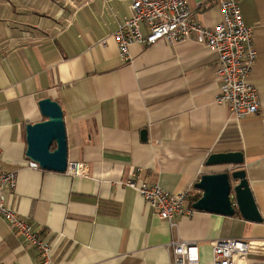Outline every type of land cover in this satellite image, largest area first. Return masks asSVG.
Listing matches in <instances>:
<instances>
[{"label":"crops","instance_id":"crops-1","mask_svg":"<svg viewBox=\"0 0 264 264\" xmlns=\"http://www.w3.org/2000/svg\"><path fill=\"white\" fill-rule=\"evenodd\" d=\"M186 1L203 25L221 21L219 0ZM235 1L258 53L249 79L260 109L242 119L217 101L218 55L196 34L133 43L130 59L121 58L113 35L132 0H0V171L17 173L6 200L51 244L55 264H171L173 240L196 242L200 264H212L216 239L264 240V0ZM46 97L61 105L68 159L86 162L87 175L30 166L26 124L45 119ZM235 151L244 155L238 167L206 162ZM236 168L246 172L260 222L235 205L234 215L195 209L172 227L125 184L139 172L167 191H189L193 208L203 174ZM0 260L41 262L2 216ZM248 264H264V254Z\"/></svg>","mask_w":264,"mask_h":264},{"label":"built area","instance_id":"built-area-1","mask_svg":"<svg viewBox=\"0 0 264 264\" xmlns=\"http://www.w3.org/2000/svg\"><path fill=\"white\" fill-rule=\"evenodd\" d=\"M219 6L222 19L209 27L195 18L186 0H132L131 16L119 24L113 37L121 58L128 61L129 47L133 43L149 46L164 40L174 44L196 34L200 44L218 55L221 87L217 101L227 104L233 117L242 119L256 114L260 109L258 88L249 79L258 57L253 28L245 23L241 7L235 0H219ZM2 154L0 147V160ZM30 166L40 167L35 161H30ZM66 173L85 176L88 174V164L68 161ZM16 181L15 171H0V216L7 219L11 227L21 234L23 245L39 253L40 264H55L51 244L45 242L39 236L38 229L20 217L7 203L5 192L13 189ZM125 184L134 188L172 227L176 225V217L195 212V209L186 205L189 191H167L143 180L139 172L134 173ZM169 248L171 264H200V249L196 242L173 240ZM253 253L264 254V240L216 239L213 241L212 264H248ZM0 264L6 263L0 260Z\"/></svg>","mask_w":264,"mask_h":264},{"label":"water","instance_id":"water-1","mask_svg":"<svg viewBox=\"0 0 264 264\" xmlns=\"http://www.w3.org/2000/svg\"><path fill=\"white\" fill-rule=\"evenodd\" d=\"M39 106L45 119L26 124L27 157L45 170L65 173L69 159L63 109L48 97L41 99ZM143 138L146 139V131H143ZM206 162L238 167L244 163V155L237 151L212 153ZM233 181L237 183L233 185ZM195 186L202 190V195L192 204L194 209L234 215L236 205L244 218L262 221L244 169L203 174Z\"/></svg>","mask_w":264,"mask_h":264}]
</instances>
